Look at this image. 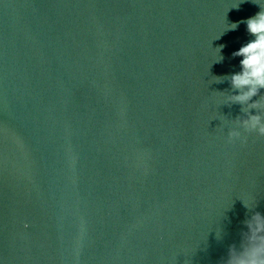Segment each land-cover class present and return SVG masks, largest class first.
Listing matches in <instances>:
<instances>
[{
    "label": "water",
    "instance_id": "water-1",
    "mask_svg": "<svg viewBox=\"0 0 264 264\" xmlns=\"http://www.w3.org/2000/svg\"><path fill=\"white\" fill-rule=\"evenodd\" d=\"M260 7L0 0V264H225L264 216L230 85Z\"/></svg>",
    "mask_w": 264,
    "mask_h": 264
},
{
    "label": "clouds",
    "instance_id": "clouds-1",
    "mask_svg": "<svg viewBox=\"0 0 264 264\" xmlns=\"http://www.w3.org/2000/svg\"><path fill=\"white\" fill-rule=\"evenodd\" d=\"M242 22L246 24V31L253 39L232 54L234 58H242L240 71L230 76V85L238 93L232 100L241 106L248 105L247 118L241 121L242 126L264 137V116L260 115L264 112V97L254 100L264 92V8ZM238 27L239 23H233L228 30H236ZM223 47L221 45L218 51ZM253 110L256 114H253ZM245 207L248 205L245 204ZM245 227L247 231L242 236L239 250L235 245L230 246L225 264H264V216L256 213L246 221Z\"/></svg>",
    "mask_w": 264,
    "mask_h": 264
}]
</instances>
